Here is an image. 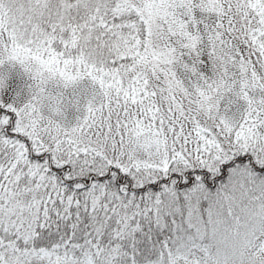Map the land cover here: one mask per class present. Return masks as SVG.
<instances>
[{
    "label": "snow or ice",
    "instance_id": "obj_1",
    "mask_svg": "<svg viewBox=\"0 0 264 264\" xmlns=\"http://www.w3.org/2000/svg\"><path fill=\"white\" fill-rule=\"evenodd\" d=\"M0 264H264V0H0Z\"/></svg>",
    "mask_w": 264,
    "mask_h": 264
}]
</instances>
